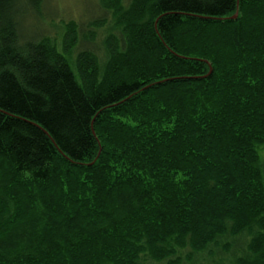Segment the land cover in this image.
Segmentation results:
<instances>
[{
    "label": "trees",
    "instance_id": "trees-1",
    "mask_svg": "<svg viewBox=\"0 0 264 264\" xmlns=\"http://www.w3.org/2000/svg\"><path fill=\"white\" fill-rule=\"evenodd\" d=\"M43 1L0 0V264H264V0H99L75 55Z\"/></svg>",
    "mask_w": 264,
    "mask_h": 264
},
{
    "label": "rangeland",
    "instance_id": "rangeland-1",
    "mask_svg": "<svg viewBox=\"0 0 264 264\" xmlns=\"http://www.w3.org/2000/svg\"><path fill=\"white\" fill-rule=\"evenodd\" d=\"M26 0H15L17 7H24ZM24 9H26L24 7ZM20 30L23 39L37 38L45 35L51 37L61 47L68 26L74 23L78 26V45L76 52L90 48L99 50L107 34L108 13L100 6L99 0H44L39 11L28 9L26 14L19 16ZM91 34L95 36L92 37ZM101 52V50H100ZM214 252L198 257L199 264L229 263L232 252H223L214 248ZM238 251H241L240 248ZM216 253V255H215Z\"/></svg>",
    "mask_w": 264,
    "mask_h": 264
},
{
    "label": "water",
    "instance_id": "water-1",
    "mask_svg": "<svg viewBox=\"0 0 264 264\" xmlns=\"http://www.w3.org/2000/svg\"><path fill=\"white\" fill-rule=\"evenodd\" d=\"M238 17V12L232 17L233 19H237ZM212 72V70L210 71V73Z\"/></svg>",
    "mask_w": 264,
    "mask_h": 264
}]
</instances>
